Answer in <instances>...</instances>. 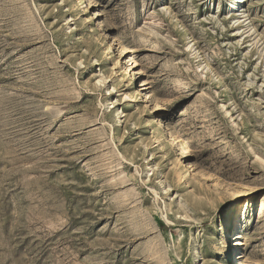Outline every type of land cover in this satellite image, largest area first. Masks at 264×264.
<instances>
[{"label": "rangeland", "instance_id": "1", "mask_svg": "<svg viewBox=\"0 0 264 264\" xmlns=\"http://www.w3.org/2000/svg\"><path fill=\"white\" fill-rule=\"evenodd\" d=\"M92 1L0 0V264H264V0Z\"/></svg>", "mask_w": 264, "mask_h": 264}, {"label": "bare ground", "instance_id": "2", "mask_svg": "<svg viewBox=\"0 0 264 264\" xmlns=\"http://www.w3.org/2000/svg\"><path fill=\"white\" fill-rule=\"evenodd\" d=\"M233 1V5L237 8L239 6V4L241 3L242 0H232ZM93 3L92 0H77V7L78 9H89V6ZM92 14V12H91ZM96 16L92 15V17L90 18V20H93ZM97 21V25L100 27V28H103V23L100 19H96ZM106 31V30H105ZM103 38H105L103 40V44L104 46L107 45V48H108V43L110 44L109 46V50H111V48H114V51L117 52V54H121V52H123V49H122V46H116L115 45V42L114 44L112 45V42L114 41V36L112 35V33L110 34L108 31L106 32L105 35H103ZM105 54V53H104ZM114 59L116 61V63H119L120 59L116 57V55H114ZM122 64V63H121ZM131 65H135V60L131 63ZM125 69L127 68L129 70V67L128 65H124L123 66ZM128 72V71H127ZM100 82L103 81V78L102 79H99ZM142 85H144V89H147V86L148 84L146 82H144ZM126 97H128V99L131 98V95L127 92L126 93ZM158 124H159V128L161 129L163 135L161 136L162 138L161 139H164V144L167 145L168 147H172V151L173 152L171 154L172 157H175L176 161L178 162H182V158L180 157L181 155V151L180 149L178 148V141H177V136L172 132L171 130V124L172 122L170 121L169 118H166V119H160L158 120ZM174 161V160H173ZM184 166V170L186 171L187 175H190L189 172H188V169L186 168L187 167V164L186 163H183L182 164ZM178 176V175H177ZM180 178V177H178ZM163 183V182H162ZM247 211H248V207H247V203L244 205L243 208H241L240 210V214L238 216V219H237V226H236V231H237V235L234 237L233 239V243L230 244L229 242V237L227 234V243H228V247L229 246H233V247H238L242 244L241 241V238H242V231L244 230V226H245V219L247 217ZM233 223V222H232ZM235 230V229H234ZM234 235V234H233ZM232 241V240H231ZM233 247H231L233 249ZM235 247V248H236ZM230 250V249H229ZM230 252V251H229ZM228 254V253H227ZM238 256H237V262L238 264H243L242 262V257L243 255L241 254V252L238 251Z\"/></svg>", "mask_w": 264, "mask_h": 264}]
</instances>
